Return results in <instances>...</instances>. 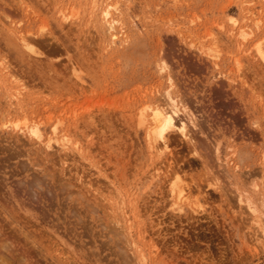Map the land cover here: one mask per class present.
<instances>
[{"label": "rangeland", "instance_id": "rangeland-1", "mask_svg": "<svg viewBox=\"0 0 264 264\" xmlns=\"http://www.w3.org/2000/svg\"><path fill=\"white\" fill-rule=\"evenodd\" d=\"M259 48L264 0H0V264H264Z\"/></svg>", "mask_w": 264, "mask_h": 264}, {"label": "bare ground", "instance_id": "bare-ground-1", "mask_svg": "<svg viewBox=\"0 0 264 264\" xmlns=\"http://www.w3.org/2000/svg\"><path fill=\"white\" fill-rule=\"evenodd\" d=\"M105 15L106 16H110V12H109V10H105ZM109 18H107V22H108V28L107 29H114L115 28V19H110V20H108ZM116 36V34H113V37H115ZM27 45V44H26ZM28 47V46H27ZM33 48V47H32ZM258 50V54H259V56H260V58L264 61V51L261 49V48H259V49H257ZM167 95H168V101H170V104H172V105H174V102H175V99L173 98V97H171V95H170V92L169 93H167ZM177 107V106H176ZM154 109H153V113L151 114V116H152V118H151V121H150V124L149 125H151V128H150V131H149V133L151 134L152 132H153V134L157 137V138H159V139H164L165 138V135H166V133L169 131V130H171V129H173L174 127H176V124L174 123V113L172 112H170V111H167V109H164V106H163V108L162 107H153ZM152 109V108H151ZM174 111V110H173ZM177 112V111H176ZM147 116H149V115H147ZM176 116V115H175ZM145 119H146V117H144ZM148 120H149V118H148ZM148 123V122H147ZM37 127V126H36ZM150 127V126H149ZM148 127V128H149ZM181 131L183 130L184 131V125L182 124V125H180L179 127H178ZM31 130H33L34 132H35V134L36 135H40V132H39V129H37V128H35V129H32L31 128ZM30 130V131H31ZM149 137V136H148ZM154 138V137H153ZM149 140H150V138H149ZM165 142H166V140H165ZM50 143V142H49ZM52 144V143H51ZM51 144H50V146H51ZM62 144V143H61ZM65 146H67V145H65ZM62 147V146H61ZM37 182V181H36ZM38 183H40V182H37V184ZM182 190H184V189H182ZM39 193V192H38ZM180 193H181V191H180ZM44 197V196H43Z\"/></svg>", "mask_w": 264, "mask_h": 264}]
</instances>
